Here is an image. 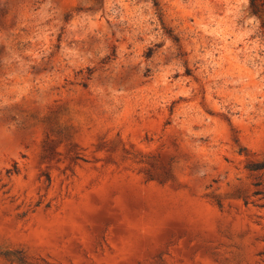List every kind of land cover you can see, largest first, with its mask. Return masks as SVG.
<instances>
[{
    "label": "clouds",
    "instance_id": "obj_1",
    "mask_svg": "<svg viewBox=\"0 0 264 264\" xmlns=\"http://www.w3.org/2000/svg\"><path fill=\"white\" fill-rule=\"evenodd\" d=\"M157 2L0 0V264H264L256 257L264 252V208L245 209L232 195L245 182L246 161L228 123L208 121L209 138L197 105L187 106L195 118L168 112L172 99L189 95L170 80L183 71L182 51L211 64L200 55L203 41L222 28L225 46L243 59L211 77L222 83L208 88L207 101L243 130L241 143L260 146L261 155L248 159H264V9L250 8L264 0H162V17ZM162 20L183 23V48L164 37ZM156 44L162 55L146 59ZM53 119L87 149L85 170L112 189L117 218L99 233L47 210L48 195H36L44 168L64 182L53 193L57 203L83 175L77 169L66 178L63 156L54 168L41 161ZM98 138L107 145L100 152ZM158 154L167 156L165 174L148 164ZM14 161L27 181L3 175ZM129 192L142 207H127Z\"/></svg>",
    "mask_w": 264,
    "mask_h": 264
},
{
    "label": "rangeland",
    "instance_id": "obj_2",
    "mask_svg": "<svg viewBox=\"0 0 264 264\" xmlns=\"http://www.w3.org/2000/svg\"><path fill=\"white\" fill-rule=\"evenodd\" d=\"M161 2H157L154 6L157 9L158 15L162 17L163 9L161 8ZM192 22V21H190ZM161 27L163 28V35L167 39L171 40L175 45L182 44V38L184 36L183 23L179 20H174L170 23H164L162 20ZM207 30V25H205ZM217 34L213 36H206L203 43L206 45L205 49H202L200 55L209 56L208 61L196 60L194 63L192 59L188 57L191 53L182 51L181 53V66L183 71H176L170 80L177 84V91L189 92V95L177 96L172 99L169 106V115H176L185 113L188 118H195L198 114L195 111H188V105H197L200 109L199 119L202 121V130L208 134L211 138L213 125L208 121L215 120L217 124L221 122L220 118L223 117V122L228 123L230 131L233 133L232 143L239 148L238 155L243 156L246 163L244 164V183L239 184L232 195L240 201L243 208L247 209L250 206L253 208H264V204L259 201H264V159L254 158L249 160L246 154L250 153L253 157L261 155V149L259 145L249 146L247 143L240 142V136L243 135V130L236 127L230 121V118L224 116V114L217 110L218 105L207 101V90L214 83L220 84L222 81H213L211 77L216 76L224 71H233L238 68L239 62L243 59L242 53L238 54L229 46H225L224 38L225 33L222 28L216 30ZM202 35H204L202 33ZM199 43V40L197 41ZM162 44H156L153 48H149L145 53L146 59H151L154 55L159 57L162 55L159 49L162 48ZM188 47H191V40L188 41ZM239 49H243V45L238 46ZM214 64H220V69H215ZM207 65L206 73L201 72V68ZM181 81H188V83H179ZM193 85L195 91L193 92ZM239 87H243L242 85ZM214 101L219 100V97L213 95ZM181 120L185 119L184 115H181ZM206 118V119H205ZM167 124L171 125L173 121H167ZM200 126V125H198ZM72 133L63 131L56 126L55 120H51L45 130L44 139L42 140V153L41 161L49 165V167H55L57 164L67 161V166L64 168L62 174H67L66 178H75L77 176V169L83 175L80 179H73L72 182L77 185V188H73L71 191L66 192V199L60 202H55L56 197L53 195L54 191L63 185V181L59 184L53 179L52 172L48 168L41 170L35 177V192L37 196H40L41 192L48 195L49 199L44 202V207L49 211H55L67 219L72 224L78 225L83 228L85 225L93 226L99 233L101 226L113 222L116 217L117 209L113 208L111 191L109 184L105 182L103 177L98 175H90L85 169L92 164V161L85 154L87 149L81 152V145L75 144L70 141ZM67 142V143H66ZM66 143V148L63 153L58 152L57 148L61 144ZM107 145H105L103 138H98L95 145L96 151H103ZM61 156L64 160H61ZM21 159H27V157L21 156ZM227 162V157H225ZM97 163L99 160L97 159ZM150 166L154 165L158 167L162 174L166 173L167 169V156L165 154H158L152 160L148 161ZM39 167V163L37 165ZM16 177H22L24 181L28 180L26 175H23V171L19 161H14L10 167L3 172V175L11 177L12 174ZM91 186V188H90ZM5 189L8 185L3 186ZM10 190V189H9ZM77 192L78 195L73 196V193ZM6 194V193H5ZM87 195L86 206L80 205V198ZM41 201H37L39 207ZM126 205L130 209H137L142 207L140 201L132 193H128ZM83 220L84 223L80 224L79 221ZM256 257H264V252L257 253ZM254 264H261L260 259L254 258Z\"/></svg>",
    "mask_w": 264,
    "mask_h": 264
},
{
    "label": "trees",
    "instance_id": "obj_3",
    "mask_svg": "<svg viewBox=\"0 0 264 264\" xmlns=\"http://www.w3.org/2000/svg\"><path fill=\"white\" fill-rule=\"evenodd\" d=\"M250 8H252L253 14H256L261 9H264V5H257L255 3H250Z\"/></svg>",
    "mask_w": 264,
    "mask_h": 264
}]
</instances>
